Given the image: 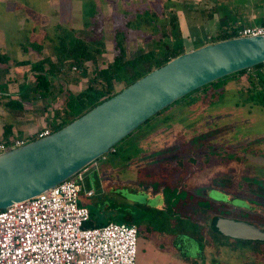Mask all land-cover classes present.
Segmentation results:
<instances>
[{
	"label": "rangeland",
	"instance_id": "1",
	"mask_svg": "<svg viewBox=\"0 0 264 264\" xmlns=\"http://www.w3.org/2000/svg\"><path fill=\"white\" fill-rule=\"evenodd\" d=\"M184 6L181 0H0V53L9 56L7 76L12 79L7 91L0 90V126L4 111L18 112L6 105L8 95L16 96L19 83L34 80L29 65L15 61L46 57L56 61L55 48L68 32L100 49L99 66L113 59L116 29L127 31V49L143 47L152 39L153 20H142L150 13L158 14V24H165L167 11L174 12L184 49L216 42V34L222 33L213 27L210 6L199 5L194 15ZM167 41L172 44L170 38ZM67 72L75 75L66 68ZM66 81L62 85L74 93L86 87L85 80ZM52 85L57 88L58 81ZM223 85L222 80L215 87L194 90L163 109L118 142L114 152L105 154L106 160L100 157L96 169L91 164L86 171L85 187L93 194L80 203L92 209L94 219L104 223L124 217L130 222L133 216L137 223L135 264H264V242L258 253L243 247L232 251L220 244L221 238L214 239L209 228L222 203L229 218L264 230V110L249 98L245 79L236 90ZM121 87L116 85L117 90ZM62 96L52 99L49 115L61 107ZM44 104L38 100L37 107L46 108ZM41 116L40 128L45 110ZM164 186L172 187L165 201ZM206 197L214 200L210 207L202 204ZM142 205L178 207L189 222L204 225L203 242L161 231L158 225L150 234L141 218Z\"/></svg>",
	"mask_w": 264,
	"mask_h": 264
},
{
	"label": "water",
	"instance_id": "2",
	"mask_svg": "<svg viewBox=\"0 0 264 264\" xmlns=\"http://www.w3.org/2000/svg\"><path fill=\"white\" fill-rule=\"evenodd\" d=\"M261 63L264 36L206 43L171 58L59 130L0 152V209L71 178L194 90ZM215 224L227 237L264 242V230L254 223L228 217Z\"/></svg>",
	"mask_w": 264,
	"mask_h": 264
},
{
	"label": "trees",
	"instance_id": "3",
	"mask_svg": "<svg viewBox=\"0 0 264 264\" xmlns=\"http://www.w3.org/2000/svg\"><path fill=\"white\" fill-rule=\"evenodd\" d=\"M187 1L189 0H183V2ZM157 15L158 14L156 13H150L142 18V20H146V22H149V19H152L154 22L153 37L143 47H139L137 49H127L124 45V41L127 37V31L123 29H116L113 33V59L112 61L107 62L105 66H99L97 63V55L100 53V49L90 45L88 41L73 37L71 32H68V34L64 37H60L59 45L55 48L57 52L56 61H52L47 57L36 61H31L29 59L16 60V65H29V70L31 71L34 80L31 83H27L26 81L21 82L18 91L20 99H10L6 102V105L14 111L19 110L22 112L23 104L25 102L32 103L36 100H45L48 97L53 99L55 98V93L63 95L61 107L54 110L46 126L50 129L51 133L59 130L64 125L83 115L85 112L102 101L112 97L124 87L130 85L148 72L164 65L171 58L185 52L184 48L179 44L182 37L178 27V19L174 12H172V10L167 11V23L165 24H158ZM139 20H141V17ZM231 37H233L232 33H222L217 35L216 40L219 41ZM168 38L171 39L172 44L168 43ZM32 46H34L37 50H40L41 48V46H39L36 42H32ZM8 61L9 56L5 53H0L1 92L8 90V85L10 84V80H12L7 76L9 69ZM89 63L92 64V69L89 68ZM263 67L264 63L258 64L251 69L231 74L196 89L195 91L213 86L215 87L217 83L228 77L242 75L248 70H258ZM66 68L67 70L74 72L75 75L72 73L70 74L69 72L65 73ZM69 79H74L76 82L79 80H85V89L74 93L70 88L64 87L62 85V80L67 83L66 80ZM54 80L58 81L57 88H54L52 85ZM250 80H252V83L255 86L260 85V89H248L250 93L249 98L262 106L264 110V78L261 74L257 73L255 78H250ZM117 84H122V87L118 90L116 89ZM179 100L173 104L179 102ZM13 137L14 135L12 134L11 126L7 125L3 134L0 136V140H9ZM32 139H35V137H32ZM115 146L113 149H115ZM153 184L155 187L159 186V184L155 181ZM168 188L171 189L172 187H163L164 196H166L169 192ZM202 204L207 207L212 205L208 201H204ZM86 206L89 209V220L85 222V227L100 226L109 221H113L109 220L104 223L97 222L94 219L92 209L88 205ZM142 206L144 212L141 218L146 224L148 231L154 230V227L158 225L159 227L157 229L161 231H167L173 235H187L190 238L202 241V234L205 230L204 225L197 222H189L187 217H183L181 215L178 207L175 208L171 205L169 207L167 206L165 209H157L153 207L150 208L147 205ZM227 211L228 210H226V207H223L222 203H218V206L215 209L216 215L213 217L209 227L213 231V238H221L222 241L220 244L226 246L232 251H237L238 249L240 250V248L243 247L246 249L248 248L254 253H258L261 242L233 238H230L231 240L228 241L229 237L223 235L216 227L215 221L217 218L229 217L227 215ZM151 221L154 222L153 227ZM116 222L127 221L123 217L121 221ZM130 222L134 223L139 231L137 223L134 220Z\"/></svg>",
	"mask_w": 264,
	"mask_h": 264
},
{
	"label": "built area",
	"instance_id": "4",
	"mask_svg": "<svg viewBox=\"0 0 264 264\" xmlns=\"http://www.w3.org/2000/svg\"><path fill=\"white\" fill-rule=\"evenodd\" d=\"M227 33L264 36V23L231 28ZM50 133L43 127L31 135L0 140V152ZM92 165L96 167L97 161ZM87 169L0 209V264H135L138 229L134 223L84 226L89 209L80 199L93 194L84 183Z\"/></svg>",
	"mask_w": 264,
	"mask_h": 264
},
{
	"label": "crops",
	"instance_id": "5",
	"mask_svg": "<svg viewBox=\"0 0 264 264\" xmlns=\"http://www.w3.org/2000/svg\"><path fill=\"white\" fill-rule=\"evenodd\" d=\"M237 1L238 0H189L186 3V2H183V0H181V4H183V5L185 4L184 7H185L186 11H188L189 14H193V15L198 12L197 7L199 5L210 6L211 12H210L209 17H211L210 19L213 22V25H214L213 27L219 29L218 31L221 33H227V31L231 28L242 27V26H247V25H258V24H262L264 22V0H241V2H237ZM222 3L223 4L225 3L224 7L220 5ZM217 35L218 34H216V36ZM182 39L183 38H181V42H182ZM206 43H209V42H204V43L202 42L201 45H204ZM182 47H183V45H182ZM184 50L189 51V50H192V48L184 49ZM257 73L261 74L264 78V67L261 69H258V70L257 69L248 70L246 73H244L242 75L228 77V78H226L227 80L226 79L223 80L224 81L223 86L225 88L232 87V89L236 90V85H238V82H240V84H243L244 79H245V81H247V83H248V85L246 86V90H248V89L253 90L256 88L260 89V86H255L252 83V80H250V78H255ZM18 91H19V88H18ZM56 96L57 97L59 96L58 93H55V97ZM8 97H7L8 99H6L7 101L10 99H13V100H19L20 99L18 92L16 93V96H12V94H9ZM41 101L45 102V104L43 106L46 105L47 106L46 108L37 107L38 100H36V101L30 103V105H28L29 102H25L23 104L22 112L19 111L18 109L17 110L19 112H12V111L11 112L10 111L5 112L4 111V117H2V119H4V120L0 126V136L3 134V131L7 125L11 126V131H12V134L14 136L31 135L34 131H36L38 129H42L43 127H46L47 123L50 120L52 113H53V111H51V114L49 115L48 112H46L48 109H51L50 104H52V98L48 97L45 100H41ZM25 104H27V105H25ZM42 110L43 111L45 110L47 117L46 116L44 117L45 118L44 124L40 128V127H38V125H39V120L42 119L41 118L42 117L41 116ZM31 114H35V115L39 114L40 116H39V118H31V117L27 116V115H31ZM107 158L108 157L105 156V160ZM96 161L98 162V160H96ZM90 165H88L86 168L89 169ZM91 168L96 169L97 166L93 167V165H92ZM85 175H86V173H85ZM87 189H89V188H87ZM212 189H214V188H212ZM210 195H211V192H210ZM163 197H164V201H165L166 200L165 196L163 195ZM206 201H208L210 203L214 200L206 197ZM164 204H165V202H164ZM132 220H134L133 216H131V221ZM152 232H153V230L149 231L150 234ZM173 242L176 244L177 239L175 238L173 240ZM193 261H195V258H193Z\"/></svg>",
	"mask_w": 264,
	"mask_h": 264
},
{
	"label": "flooded vegetation",
	"instance_id": "6",
	"mask_svg": "<svg viewBox=\"0 0 264 264\" xmlns=\"http://www.w3.org/2000/svg\"><path fill=\"white\" fill-rule=\"evenodd\" d=\"M194 99V98H193ZM196 100V99H195ZM115 150L113 149L112 152H114ZM259 227V226H258ZM262 229V228H261Z\"/></svg>",
	"mask_w": 264,
	"mask_h": 264
}]
</instances>
